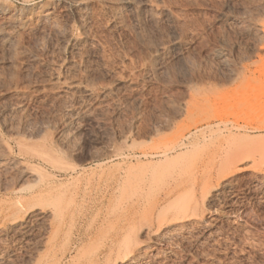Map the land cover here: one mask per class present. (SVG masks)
I'll use <instances>...</instances> for the list:
<instances>
[{"label": "rangeland", "instance_id": "obj_1", "mask_svg": "<svg viewBox=\"0 0 264 264\" xmlns=\"http://www.w3.org/2000/svg\"><path fill=\"white\" fill-rule=\"evenodd\" d=\"M86 1L0 0V264H264V0Z\"/></svg>", "mask_w": 264, "mask_h": 264}, {"label": "bare ground", "instance_id": "obj_2", "mask_svg": "<svg viewBox=\"0 0 264 264\" xmlns=\"http://www.w3.org/2000/svg\"><path fill=\"white\" fill-rule=\"evenodd\" d=\"M73 1V0H72ZM106 1V0H105ZM108 1V0H107ZM114 1H116V0H114ZM126 1V0H125ZM2 2V1H1ZM0 2V11H2V10H5V12H6V10H8V7H6L7 6V4L6 3H1ZM71 2V1H70ZM124 2V1H123ZM133 2V1H132ZM71 3H73V2H71ZM74 3L77 5V6H79V9L81 8V7H85L86 6V4L88 3L86 0H74ZM5 4H6V6H5ZM39 4V3H38ZM114 4V3H113ZM125 4H128L129 6H130V8H131V2L130 1H126L125 2ZM39 5H41V4H39ZM39 5H36V6H39ZM88 5V4H87ZM127 5V6H128ZM29 6H30V4H29ZM33 6V5H32ZM31 6V7H32ZM36 6H34L33 8H29L28 10L27 9H25L24 11L26 12V10H27V12H28V15H27V17L29 16V14H30V16H32V14H35V12H37L38 14L40 13V16L38 17V18H41V19H48L49 20V18H50V16H51V13L48 11V10H46V8H44V6H43V4H42V6L41 7H37L36 9H34ZM122 6H123V4H122ZM126 6V5H125ZM70 7V6H69ZM87 7V6H86ZM23 8H25V7H23ZM27 8V7H26ZM22 9V8H21ZM20 9V11H22ZM73 9H76L75 7L73 8ZM10 10H12V9H10ZM9 10V11H10ZM82 10H84V9H82ZM78 11V10H77ZM26 12V13H27ZM80 12V11H79ZM11 13H13V12H11ZM11 13L9 14L10 16H11ZM14 13H16V11L14 12ZM22 13V12H21ZM20 13V14H21ZM24 13V12H23ZM36 13V14H37ZM20 14H19V16H20ZM35 14V15H36ZM17 15L18 14H15V15H13L12 14V16L10 17V18H8L7 19V22L6 23H4L5 25H2V26H4L5 28L4 29H2V30H0V42H2V43H4L3 45L4 46H7V45H9V43L10 42H12V40L13 39H15V37H14V32L15 31H13L14 29H16L17 27H19V26H21V25H25V23L27 22V19H26V22L22 19L23 18V16L22 17H20L19 19H18V17H17ZM36 16H38V15H36ZM7 17H9V16H7ZM25 17V16H24ZM26 17V18H27ZM52 17V16H51ZM40 20V19H39ZM41 21V20H40ZM29 22V21H28ZM24 23V24H23ZM26 26V25H25ZM21 27H23V26H21ZM3 28V27H2ZM20 28V27H19ZM56 30V29H55ZM18 31V30H17ZM16 31V32H17ZM60 34H62L61 32H60ZM14 41V40H13ZM177 40H174L173 41V48H177V46H178V44H177V42H176ZM1 44V43H0ZM11 44V43H10ZM3 46V47H4ZM10 46V45H9ZM8 46V47H9ZM7 47V48H8ZM6 48V47H5ZM158 56V55H157ZM159 58V57H158ZM158 60V59H157ZM10 110V109H9ZM185 146H187V145H185ZM228 182V181H227ZM225 184V183H224ZM14 196H16V195H14ZM19 196H21V195H19ZM42 212V211H41ZM37 214V213H36ZM35 214V215H36ZM42 215H43V213H41ZM31 215V214H30ZM34 215V216H35ZM39 215V214H38ZM30 217V216H29ZM41 217V216H40ZM38 218V217H37ZM54 218H55V221H58L59 220V218H60V214L58 215V214H56L55 216H54ZM62 218V217H61ZM28 219V218H27ZM26 219V220H27ZM35 219V218H34ZM32 220H33V218H32ZM61 220V219H60ZM28 221H29V219H28ZM30 222V221H29ZM33 223H34V221H32ZM27 224V223H26ZM32 224V223H31ZM58 224V223H57ZM28 226V225H27ZM55 226H57V225H55ZM24 227H26V225L24 226ZM29 228H30V225H29ZM27 229V228H26ZM29 230V229H28ZM31 230V229H30ZM20 232V231H19ZM26 232V231H25ZM22 234V233H21ZM20 234V235H21ZM87 235V234H86ZM26 236V235H25ZM81 236V235H80ZM85 236V235H84ZM82 237H83V235H82ZM84 240V239H83ZM74 241V240H73ZM79 242H81V240H80V238H79V241H76L75 242V246H77L78 247V245H79ZM73 243L74 242H72V245H73ZM130 245V244H129ZM74 246V247H75ZM72 247V246H71ZM79 247H80V245H79ZM79 247L76 249L77 251L79 250ZM73 248V247H72ZM70 250H72V249H70ZM75 250V251H76ZM113 250V249H112ZM111 250V251H112ZM111 251H109L110 252V254H112L111 253ZM73 252V251H72ZM133 251H132V245L131 246H126V251H124V252H122V257L123 258H125V257H128L131 253H132ZM78 253H79V251H78ZM107 255V254H106ZM108 256H109V253H108ZM107 256V257H108ZM110 258H111V256H110ZM88 263V262H87ZM76 264H77V262H76ZM92 264H105V253L104 254H102L101 256H97V258L95 259L94 258V260L92 261ZM106 264H118L117 263V260H112V261H107L106 262Z\"/></svg>", "mask_w": 264, "mask_h": 264}]
</instances>
